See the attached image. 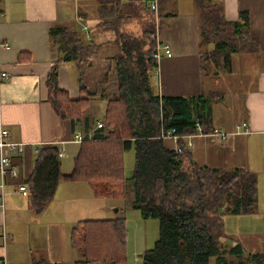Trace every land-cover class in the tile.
<instances>
[{
    "label": "crops",
    "instance_id": "1",
    "mask_svg": "<svg viewBox=\"0 0 264 264\" xmlns=\"http://www.w3.org/2000/svg\"><path fill=\"white\" fill-rule=\"evenodd\" d=\"M151 2L0 0V75H6L0 80V123L9 130L12 141L24 144L23 153L12 156L18 176L4 180L5 207L0 210V228L8 233L5 246L0 241V258L5 256L9 264H143L142 252L158 237V219H144L132 207L130 184L126 194L130 202L122 205L119 202L126 196L105 197L96 194L87 181L61 179L40 210L30 204V191L22 195L17 186L31 176L35 156L43 145L58 148L62 174L72 171L81 147V143L71 141L73 133H98L97 123L105 119L108 99L117 95L116 64L128 56L126 42L133 41L128 57L135 59L147 50L151 32L157 45L170 50V55L162 53L160 60L152 59L155 66L148 69L155 95H202L209 104L211 129L228 133L242 122L248 125L249 133L228 135L217 147L210 140L218 137L195 136L186 148L199 166L242 169L254 175L252 209L239 215L224 213L222 241L227 245L239 242L244 254H264V0H156L155 10L150 8ZM241 12L248 15V35L254 46L233 52L230 68L219 59L204 61L202 52L212 51L222 34L217 37L213 33L204 40L202 32H214L213 23L219 19L230 24L239 21ZM57 26L77 30L94 43L89 64L84 60L58 62V87L71 100L87 99L79 118L60 117L50 99L48 75L58 57L49 32ZM134 43L140 44V50H135ZM95 63L102 65V71L98 67L88 85L82 76ZM106 70L113 81L111 87L100 82ZM102 91L113 92L107 95ZM94 105L97 110L89 113ZM104 129L105 133L108 128ZM164 139L172 149L177 145ZM230 216L238 223L236 230L226 229ZM119 218L125 220L126 240L124 249L115 237L110 241L115 245L103 244L104 250L113 251L110 261L91 260L73 244L72 231L80 222ZM129 240L135 242L132 248Z\"/></svg>",
    "mask_w": 264,
    "mask_h": 264
},
{
    "label": "trees",
    "instance_id": "2",
    "mask_svg": "<svg viewBox=\"0 0 264 264\" xmlns=\"http://www.w3.org/2000/svg\"><path fill=\"white\" fill-rule=\"evenodd\" d=\"M248 24L245 12L231 24L222 19L213 23L214 32H202L203 39L213 33L222 35L212 51L202 52L203 60L213 57L230 68L233 52L254 46L249 40ZM49 34L56 42L58 57L48 75L52 105L62 118H79L87 107V99L71 100L58 87V62L91 58L93 40L64 26L51 28ZM126 43L129 56L133 41ZM134 44L135 50H140V44ZM147 46L145 53L139 52L135 59H118L117 95L108 99L103 121L108 130L104 133L102 126L91 140L81 143L70 173L62 174L55 145L40 147L34 171L24 182L31 193L30 204L42 209L61 179L87 181L96 194L105 197L125 196L130 184L132 207L144 219H158V237L151 248L142 252L143 264H264V254H244L239 242L227 245L222 241L223 212L239 215L252 209L256 194L254 175L242 169L224 171L195 164L182 137L177 141L178 153L165 144L162 135L167 130L186 135L195 133L199 123L204 132H211L210 109L202 95H155L148 70L155 66L152 59L157 44L153 32ZM128 150L134 152L129 177L123 167V155ZM114 237L124 249L123 218L80 222L72 231L71 240L91 260L110 261L113 251L104 250L103 244L115 245L110 242Z\"/></svg>",
    "mask_w": 264,
    "mask_h": 264
},
{
    "label": "built area",
    "instance_id": "3",
    "mask_svg": "<svg viewBox=\"0 0 264 264\" xmlns=\"http://www.w3.org/2000/svg\"><path fill=\"white\" fill-rule=\"evenodd\" d=\"M151 9H156V0H152L150 3ZM2 15V12L0 10V16ZM162 53H165L166 55H170V50L166 45H157L156 50L153 53V57L156 61L160 60L162 57ZM6 78L5 74L0 75V80ZM103 126V123L98 122L97 128H100ZM195 133H190L182 138H185L186 146L190 147L192 145V139L197 136H212V137H218L219 139H224L228 135H234L239 133H249V127L245 122H242L238 125H236L235 130L233 132H224L221 130L213 129L211 132H204L200 126L199 123H196ZM94 132L89 131L87 134L80 133L78 131L74 132L71 138L72 142L75 143H82L87 140H91L93 137ZM164 138L172 139L173 141L177 142L179 138H181V135L175 134L174 130H168L165 131L162 135ZM174 150L178 153L180 152V147L176 145L174 147ZM24 151V144L22 142H15L10 139V132L9 130L0 123V210H3L5 207V190H4V180L7 179V177L15 178L18 176V169L17 167L12 163L11 159L14 155H21ZM59 155H62V152L59 153ZM17 190L22 195H27L28 188L24 183H21L17 186ZM8 239V233L6 232L5 228L2 226L0 228V241H2V246H5L6 240ZM0 264H9V262L6 260L5 256L0 258Z\"/></svg>",
    "mask_w": 264,
    "mask_h": 264
},
{
    "label": "rangeland",
    "instance_id": "4",
    "mask_svg": "<svg viewBox=\"0 0 264 264\" xmlns=\"http://www.w3.org/2000/svg\"><path fill=\"white\" fill-rule=\"evenodd\" d=\"M206 27H210V24H207V26ZM83 37L85 38V34H83ZM87 37H89V36H87ZM52 44H54V46H55V40L54 39H52ZM204 53V52H203ZM209 57H211L210 55H208ZM211 58H213V57H211ZM90 58H84V59H82V61L84 60V62L85 63H87V64H89V62H90V60H89ZM84 64V63H83ZM96 65H93V64H91V65H89V67H90V69H91V71H89V73H87V74H85V75H83L82 76V81L84 80V82L85 83H87L88 85H91L92 84V82H93V78H95V76H96V69L99 67L100 68V70L102 71V65L100 64V63H95ZM84 66H86V65H84ZM98 70V69H97ZM109 74V72H108V70H106L105 71V73L103 74V73H101V77H103L104 76V79H106L105 80V84H107L106 85V87H111V85H112V83H113V81H112V78L110 79V75H108ZM93 76V77H92ZM227 76V75H226ZM224 77V79H225V76H223ZM103 79V78H102ZM110 80V81H109ZM103 80H101L100 82H102ZM106 82H108V83H106ZM110 83V84H109ZM219 84V83H218ZM108 89V88H107ZM101 91H99V93H100ZM109 92L111 93V92H113V91H102V93H108L109 94ZM107 94V95H108ZM98 101V100H97ZM101 103H102V100H99ZM97 110V107L94 105V106H92L91 108H89V113H91V111L92 112H94V111H96ZM210 139V138H209ZM217 139V138H216ZM219 140V141H218ZM212 143H213V145H214V147H217L219 144L218 143H220L221 142V140L220 139H217V140H210ZM217 142V143H216ZM212 149V148H211ZM64 162V159H62V163ZM133 165H134V152H133V150H130V151H126L125 153H124V155H123V167H124V173H125V175L126 176H129V174H130V172L132 171V169H133ZM128 186H129V184H127V188H128ZM126 194H128L127 193V190H126ZM126 194H125V196H126ZM133 198V197H132ZM126 202H130V198H129V196L127 195L126 196V198L125 199H122V200H120V204H122V205H125V204H127ZM225 212H223V214H222V217L224 218V216L223 215H225L224 214ZM230 220V221H229ZM153 221H156V222H153V223H155V225L157 226V220H153ZM229 221V222H228ZM226 222H228V228H226V229H228V230H231V228H232V230H236V226H237V221H236V219H235V217H233V216H230L229 218H227V220H226ZM233 224V225H232ZM132 228H133V224H132ZM225 229V230H226ZM153 232V228H150V234ZM156 234V236H157V233H155ZM132 237H133V239L135 238L134 237V235L132 234ZM157 238V237H156ZM131 240V239H130ZM129 240V244H130V247L132 248V246L135 244V242L132 240V241H130ZM149 240V239H148ZM149 242H150V240H149ZM150 244H153V241L150 243Z\"/></svg>",
    "mask_w": 264,
    "mask_h": 264
}]
</instances>
